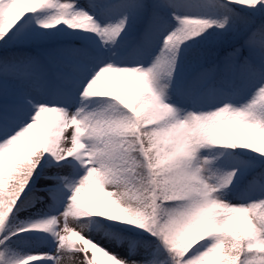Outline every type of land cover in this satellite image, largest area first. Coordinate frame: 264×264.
Masks as SVG:
<instances>
[{"label": "snow or ice", "instance_id": "snow-or-ice-1", "mask_svg": "<svg viewBox=\"0 0 264 264\" xmlns=\"http://www.w3.org/2000/svg\"><path fill=\"white\" fill-rule=\"evenodd\" d=\"M0 264H264V0H0Z\"/></svg>", "mask_w": 264, "mask_h": 264}]
</instances>
